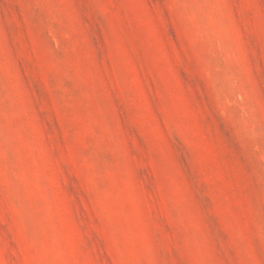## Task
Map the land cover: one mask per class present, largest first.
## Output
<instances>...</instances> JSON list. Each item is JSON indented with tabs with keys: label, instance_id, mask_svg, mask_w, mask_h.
Returning <instances> with one entry per match:
<instances>
[{
	"label": "rangeland",
	"instance_id": "obj_1",
	"mask_svg": "<svg viewBox=\"0 0 264 264\" xmlns=\"http://www.w3.org/2000/svg\"><path fill=\"white\" fill-rule=\"evenodd\" d=\"M0 264H264V0H0Z\"/></svg>",
	"mask_w": 264,
	"mask_h": 264
}]
</instances>
